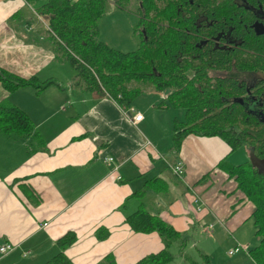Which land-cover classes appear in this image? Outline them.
<instances>
[{
	"label": "crops",
	"instance_id": "0c3cea01",
	"mask_svg": "<svg viewBox=\"0 0 264 264\" xmlns=\"http://www.w3.org/2000/svg\"><path fill=\"white\" fill-rule=\"evenodd\" d=\"M46 1L0 0V68L51 81L40 90L8 92L0 85V101L22 109L32 127L27 135L0 132V244L14 246L0 255V264H48L60 251L56 239L67 231L75 234L62 250L71 264L103 263L106 255L114 264H134L163 247L156 232H134L126 224L139 207L184 243L197 238L192 247L199 258L255 264L245 244L256 229L252 204L217 167L248 161L245 147L231 150L216 136L188 134L175 152L172 124L183 119V109L166 103L169 90L144 86L122 106L87 90L55 48L39 12ZM128 109L142 118L133 123ZM176 162L181 177L170 170ZM177 242L170 245L180 256ZM221 246L227 248L224 260L218 258ZM235 246L239 250L228 254Z\"/></svg>",
	"mask_w": 264,
	"mask_h": 264
},
{
	"label": "trees",
	"instance_id": "16d2710c",
	"mask_svg": "<svg viewBox=\"0 0 264 264\" xmlns=\"http://www.w3.org/2000/svg\"><path fill=\"white\" fill-rule=\"evenodd\" d=\"M106 1L47 0L39 7L40 14L47 18L51 39L61 59L71 66L87 90L116 99L121 106L141 92V87L131 86L132 81L149 85L157 92L170 90L166 103L183 109V119L172 124L171 142L175 152L184 136L194 134L216 136L231 150L249 146L255 156L264 157V125H259L257 115L242 112L239 88L227 85V79L220 74L229 68L221 62L222 52L212 54L211 43H199L205 29L199 27L198 20L209 25V0L190 3L135 0L136 47L129 51L111 48L98 39V22L105 15ZM128 1L113 0V3L117 9H124ZM187 7L196 11L199 8L200 13H186ZM251 48L255 53L245 60L240 54L234 56L233 68L264 72V40L248 42L247 49ZM48 84L50 80L22 78L0 68V85L8 92L23 86L40 90ZM31 128L29 117L22 109L9 101H0L1 133L27 135ZM217 167L232 178L235 188L252 204L250 218L259 239L247 253L255 264H264V174H258L248 161L238 165L221 161ZM125 222L134 232H156L163 240L161 249L134 264H166L173 259L169 245L177 239L180 247L184 245L177 231L142 207L127 215ZM74 241L72 231L58 237L56 245L60 251L48 264H71L62 250ZM200 259L201 264H210L206 255L200 254ZM187 260V264H200ZM98 264H114V261L106 255L103 263Z\"/></svg>",
	"mask_w": 264,
	"mask_h": 264
},
{
	"label": "flooded vegetation",
	"instance_id": "af4514ba",
	"mask_svg": "<svg viewBox=\"0 0 264 264\" xmlns=\"http://www.w3.org/2000/svg\"><path fill=\"white\" fill-rule=\"evenodd\" d=\"M187 1L190 3L193 0ZM263 7V0H209V25L198 20L201 23L199 27L205 29L200 34L199 43H211L212 54L215 51L222 52L221 62L229 68L220 74L227 79V85L239 88L242 112L257 115L259 125H264V72L241 70L233 68V65L236 63L234 56L240 54L245 60L247 56L255 53L253 48L247 49L248 42H263ZM190 11L194 14L200 13L199 8L196 11L191 7H187L184 12ZM245 149L249 153L252 148L246 146Z\"/></svg>",
	"mask_w": 264,
	"mask_h": 264
},
{
	"label": "rangeland",
	"instance_id": "374dc122",
	"mask_svg": "<svg viewBox=\"0 0 264 264\" xmlns=\"http://www.w3.org/2000/svg\"><path fill=\"white\" fill-rule=\"evenodd\" d=\"M134 6H135V0H129L128 3L125 4L124 9H117L114 6L113 0H107L105 3V15L98 22V39L104 42L105 44H107V46L111 48H115L117 50H121V51L133 50L136 47V39L133 35V27L136 22V18L133 14ZM66 69H69L68 64H66ZM73 74H74V71L72 72L71 75ZM131 86L133 87L139 86L141 87V90H142L144 86L146 87L149 85H145V84L138 83L136 81H132ZM164 91L165 90H163L162 92ZM242 152L245 154V160H248L249 153H247L246 150H242ZM252 228L255 229L254 226H252ZM251 237H254L252 239V243H249V244L247 242L245 243L246 246L249 247V249L254 244L256 245L259 239V237L255 235V233H251ZM200 238L201 237H199V239ZM195 240H197V238L190 239L186 241L185 243L183 242L184 245L182 247H183L184 254L180 255L181 257L178 254L177 247H173L172 246L173 244L170 245L171 247L169 246L170 248L168 247V250L173 255V259L172 261L166 264H187L188 262L187 258L193 259L197 263L201 264L202 263L201 259L198 257L196 251L194 250L195 248L192 247L193 242L195 244V247L197 246V243L195 242ZM176 244L179 245V242L175 243V245ZM205 244H210V242H207V243L205 242ZM226 250H227L226 247L221 246L218 249V251L220 253H223V255L220 254V257L218 258H220L221 260H224L226 257H228L225 253ZM208 260H209V263H211L209 258Z\"/></svg>",
	"mask_w": 264,
	"mask_h": 264
},
{
	"label": "built area",
	"instance_id": "2783aa9c",
	"mask_svg": "<svg viewBox=\"0 0 264 264\" xmlns=\"http://www.w3.org/2000/svg\"><path fill=\"white\" fill-rule=\"evenodd\" d=\"M126 112H127L128 116L130 117V119L133 123L139 121L142 118L141 114L138 112L133 113V115L131 116V113L133 112L132 109H128ZM105 160L111 161L112 159L110 157H107V158H105ZM170 170L177 177H181L183 174V166L180 162H176V163L172 164L170 166ZM117 178H119V177H117ZM209 226H208V228H209ZM13 247L14 246L11 243H1L0 244V255L11 251L13 249ZM238 250H239V247L235 246L232 249L228 250L227 253L232 254V253L237 252Z\"/></svg>",
	"mask_w": 264,
	"mask_h": 264
},
{
	"label": "water",
	"instance_id": "95a60500",
	"mask_svg": "<svg viewBox=\"0 0 264 264\" xmlns=\"http://www.w3.org/2000/svg\"><path fill=\"white\" fill-rule=\"evenodd\" d=\"M248 162L258 174H264V158H257L254 156L252 149H249Z\"/></svg>",
	"mask_w": 264,
	"mask_h": 264
}]
</instances>
